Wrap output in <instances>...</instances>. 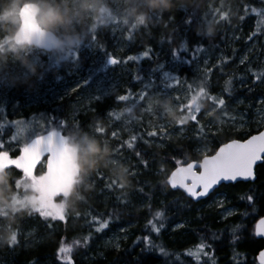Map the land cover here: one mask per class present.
Segmentation results:
<instances>
[{
	"label": "trees",
	"instance_id": "trees-1",
	"mask_svg": "<svg viewBox=\"0 0 264 264\" xmlns=\"http://www.w3.org/2000/svg\"><path fill=\"white\" fill-rule=\"evenodd\" d=\"M16 1L19 6L23 3H36L41 10L39 16L41 25L60 36L61 33L52 28V23L48 24L45 14H48L52 20H57L63 11L69 10L70 3L79 0ZM5 3L4 0H0L1 8ZM170 3L169 10H154L150 9L147 0H130L129 6L132 9L130 15L125 22H120L123 51L111 49L113 39L109 37L108 32L95 35L86 31L87 29L78 31L65 40L66 44L71 45L69 52H58L54 58L51 57L52 53H49L44 71L35 78L38 77V81H43L56 68L59 78L65 75L68 77L69 68L77 72L88 68L90 71L87 78L92 80L97 66L93 63V55L88 50V46L95 42L101 52L111 54L121 61L120 64L107 68L110 74L121 73L122 68L127 66L123 61L128 56H139L149 48L152 50L151 59L132 61L136 65L133 70L134 76L138 71L141 75L146 71H152L165 58L176 64L177 68L172 74L179 76V83L191 88L192 93H201L204 97L200 101V113L206 102H212L205 91L210 92L211 96H217L214 93L216 87L212 85L217 77L220 78L218 79L223 92L222 96L217 97L225 100L243 98L251 106L261 96L264 100L262 88L249 92L244 88H236L235 79L239 73L238 70L233 69V65L239 49L237 44L232 43L235 37L230 36L229 33L230 28L233 27L232 22L238 21L241 22L242 28H249L248 36L257 32L255 37L259 35L263 40L264 34L261 30H264V16L259 12L264 10V0H170ZM141 15L145 17L143 23L137 21V17ZM240 16H244V19L241 20ZM189 18L191 23L186 24L185 21ZM209 32L212 35H208ZM183 40H186L189 52L180 51L181 59L174 61L172 51L179 49ZM197 45H203L205 52H215L219 56L214 59L215 66L210 72H202L198 69L200 56L205 52L198 53L197 59L192 63L186 62L190 58L192 48ZM66 54L68 55L65 56ZM222 60L226 61L223 65H221ZM229 78H232L231 95L224 91L225 81ZM205 80L210 87H205L204 90L201 87H204L202 82ZM38 87L35 79L28 80L24 85L17 83L7 94L5 103L1 105L3 109L0 111V125L3 117L13 122L28 119L30 115L43 120L45 125L53 123V127L56 128L53 132L61 134L67 143L70 141L77 144V177L70 193L66 196L65 224L49 218L52 227H46L45 221L37 214L44 213L35 207L36 197L31 189L24 188L27 179L21 176L19 171H10V178L5 183L1 182L0 176V239L8 235L14 237L18 233L15 245H0V264H62L57 259V250L61 246L62 239L65 244L79 241L74 245L73 264H137V262L138 264H197V261L203 264L208 257L203 256L196 246L201 237H207L211 241L214 232L221 236V239L214 243L217 264H257L255 257L264 247V241L254 238L253 230L255 221L264 217V167L256 168V180L253 183L241 182L218 188V192L224 194L226 203L233 208L234 213L224 219L216 208L203 207L207 199L193 203L180 190L169 189L164 182L172 169L178 166L177 160L183 165L203 158L195 150L198 125L192 122L193 118L187 120L192 123L191 135L180 139H168L161 144L154 142L155 137L148 136L150 129L143 119L128 121L130 132L120 139L112 140L105 135L101 136L102 143L108 144L113 153L119 154L120 160L125 162L120 169L122 175L120 173L117 177H113L105 173V168L101 165L88 160L90 152L87 143L91 139L89 125L97 126L96 120L108 116L109 110L115 109V102L111 98L96 102L92 105V110L84 114L73 110L70 103L72 98L69 95L48 103L37 102L36 106L28 107L26 104L32 99L41 100L42 90L40 91ZM262 127L250 126L247 130L237 132L229 128L218 129L215 132L206 131L201 139L210 144L206 155L213 154L227 140L244 139L259 132ZM3 132L0 128V143L4 144L3 150L8 151L12 157L17 156L20 152L18 144L8 141ZM133 136L137 139L132 140ZM129 142L133 143L132 149L127 146ZM137 152L142 156H137ZM161 169L165 170L164 174H161ZM109 182L115 186V191L107 187ZM99 184L103 185L106 191L103 196L95 192ZM141 187L144 190L142 193L137 191ZM248 195L254 197L251 204L246 199ZM242 196L245 199H241ZM118 197L130 199L131 203L125 208L122 202H118ZM29 198L33 199L31 203ZM158 210L164 212L162 221L153 220L157 226L160 223L164 224L159 236L151 231L150 226L146 227L148 220L153 219V214ZM245 212L248 213L247 216L243 215ZM110 217L109 227L97 232L96 229ZM240 224L243 225L238 233L241 238L232 245L231 228ZM121 228L126 229L124 237L115 234ZM30 233H34L32 235L35 241L27 244L23 238ZM89 235L92 239L87 246H84L83 240ZM144 235H151L154 243L162 245L172 255L141 254L142 245L133 247V243L138 236ZM113 236L117 237L118 247H105L104 242ZM189 250L193 252L192 256L185 255ZM206 251L212 253V249Z\"/></svg>",
	"mask_w": 264,
	"mask_h": 264
},
{
	"label": "rangeland",
	"instance_id": "rangeland-1",
	"mask_svg": "<svg viewBox=\"0 0 264 264\" xmlns=\"http://www.w3.org/2000/svg\"><path fill=\"white\" fill-rule=\"evenodd\" d=\"M4 2H6L5 6L3 8L0 6V111L3 109L1 105L5 103L7 94L12 91L17 83L24 85L30 79H35L39 90H42V98L40 101H37V98L32 99L30 103L26 104L28 107L36 106L37 102L48 103L55 99H60L63 96L68 97L69 95L72 98L70 103L73 110L84 114L87 111H91L92 105L96 104V102L111 98L115 102V111L112 114V119L109 120L108 116H106L96 120L97 126L89 125L91 139L88 141L87 147L88 151L89 146H94L97 149L92 152L89 151L90 157L88 160L94 164L101 165L105 168V173L113 177H117L121 173L120 169L125 162L120 160L119 154L115 155L113 153V150L108 144L102 143L101 136L105 135L112 140L120 139L130 132L128 121L143 119L150 130L154 128L159 129L160 124L167 125L166 133H159L155 137L154 142L157 144L168 141V139L185 138L192 134V123L187 122V120L193 118V112L200 110V101L204 98L201 93L194 94L191 92V88L184 86L182 83H176L170 80L168 83L173 86L167 89V95L161 94L164 91L160 83L162 79L161 73L151 74L152 71H146L142 73L143 80L137 82L134 80L133 71L136 65L132 61H129L126 64L127 66L122 68L121 73L117 74L112 72L110 74L107 72V68H111L107 65V56L101 52L95 42L88 46V50L93 55V63L97 66L92 80L87 78L90 71L88 68L79 70L78 72L69 68V74L67 73L68 77L65 75L62 78L58 77V70L56 68L48 75L47 79L38 81V77L44 71L45 64H47L48 54L36 48L28 46L18 47L13 44L12 34L19 25V5L16 0H4ZM129 2L130 0H79L78 2L70 3L69 10L63 11V14L57 20H52L48 14H45L48 24L52 23V28L61 33L57 37L58 41L51 57L54 58V55L58 52H69L71 45L66 44L65 40L69 39V35H73V33L78 31H84L85 29L95 35L108 32L109 37L113 39L111 40L113 43L111 49L123 51L124 42L120 39L122 32L120 22H125L130 15L132 9L129 6ZM101 9H106L107 11L102 12ZM38 20L40 22V19ZM231 25L233 27L230 28L229 33L230 36L235 37L232 43L237 44L239 49L237 56H235V65H233V69L238 70L239 73L235 79L236 88H244L247 92L260 88L264 89V83H261L260 80H256L255 83L253 82L256 79L253 72L258 75L264 72V39L262 40L258 35L257 37L254 36L252 40H249V36L247 35L248 27L246 29L242 28L241 22L238 21L232 22ZM245 55L248 56V60L241 64L240 61ZM217 56L215 52L201 54L200 60L198 61V69L202 72H210L215 66L214 59ZM158 65H164L165 70L170 73L177 68V65L170 62L167 58L159 62L155 68ZM35 76L38 77L35 78ZM218 78H216V81L212 85L216 87L214 93L217 96H222V85L219 82L220 78ZM152 80L155 81V87L151 90L150 95L143 99L142 102L137 101L133 103L129 100L127 102L117 103L116 97L118 95L126 94L130 88L133 97H136L142 88V84L149 83ZM39 82L42 84H39ZM74 89L76 91H73ZM202 91L201 89L200 92ZM91 97H100V99L91 100L90 102ZM261 100H263L262 96L251 106L243 98L238 97L233 100L226 98L227 116L224 115L223 111H218L214 108L211 101H208L202 108L203 110L199 119L205 125L207 132H215V130L227 128L237 132L239 130H247L250 126L262 127L264 125V104H261ZM181 103L186 105L183 110ZM231 117L235 118L232 119ZM1 120L3 122L0 128L4 131V136L13 144H18L19 148L23 144H30L40 134L50 133L56 130L53 127V123L45 125L43 120L35 118L33 115H30L28 119H19L13 122L5 119V117ZM177 120L181 122L177 123ZM209 121H211V124H209ZM114 132L116 133L115 136H113ZM12 137H15V139H12ZM68 145L73 151L78 152V147L75 142L71 143L69 141ZM195 145L196 152L201 156L207 154L210 149V144L200 139L196 140ZM198 148L199 151H197ZM45 172L46 163L43 161L36 169V176L34 177H44L43 174ZM10 174V172L4 173L1 176V182L5 183L10 178ZM22 176L28 181L26 182L27 184H24V188L26 190L31 189L36 197L35 199H37L35 207L47 216L56 215V211L50 203L52 199L45 194L44 190H39L33 182L31 183L34 177ZM52 181L50 180V186ZM70 191L71 189H68L63 194L54 197L55 206L61 210L65 217H67V211L64 210V205L66 196ZM95 192L103 196L106 191L104 190V186L99 184ZM1 193L3 194L4 192ZM32 201L33 199L29 198V202L31 203ZM203 207L216 208L218 214L222 217L228 211L233 212V208L226 203V200L224 201V207H219L215 196L208 198ZM125 232L118 230L115 234H117L116 236L124 237ZM32 234L34 233L27 234L23 238L27 244L35 241ZM117 242V237H109L104 242V246L114 248L118 246ZM66 244L71 245V243ZM72 253L65 257V261L72 262Z\"/></svg>",
	"mask_w": 264,
	"mask_h": 264
},
{
	"label": "snow or ice",
	"instance_id": "snow-or-ice-1",
	"mask_svg": "<svg viewBox=\"0 0 264 264\" xmlns=\"http://www.w3.org/2000/svg\"><path fill=\"white\" fill-rule=\"evenodd\" d=\"M253 11H257L253 9ZM260 15L264 16V10H260ZM240 19L243 20L244 16H240ZM186 24L191 23V19L185 21ZM261 33L264 34V30H261ZM258 33L253 32L252 35L248 37L249 40L253 39V36H256ZM163 42V41H162ZM171 42V41H169ZM106 51V50H105ZM151 48L147 49L139 56H128L123 63L127 64L129 61H137L141 59H151L150 53ZM180 51L185 53L189 52L188 44L186 40L181 42L179 49H173L172 51V58L174 61H178L181 59ZM205 52V48L203 45L194 46L190 52V58L186 60V62L192 63L197 59L198 53ZM107 55V65L114 67L121 63L120 60L112 56L111 54ZM248 60V56L245 55L240 63L243 64L245 61ZM207 63V61H205ZM226 63V61L222 60L221 65ZM251 71V69H249ZM161 73L162 79L160 83L163 86L164 91L161 94L167 95V89L171 88L173 85L168 83V81H176L179 82V76L170 73L169 71L165 70L164 65H158L155 69H152L151 74ZM150 74V75H151ZM253 75L256 79L253 81L254 83L256 80H260L261 83H264V72H261L259 75L253 72ZM134 80L140 82L143 80V76L137 72L134 76ZM204 87H201L205 90V87H210L207 84L206 80L202 82ZM232 86V78H229L225 81L224 91L231 95V88ZM155 87V81L152 80L149 83H143L140 92L133 97L132 91L129 88L128 92L123 95H118L116 97L117 103L120 102H127L131 101L136 103L137 101L142 102L148 95H150L151 90ZM115 88V86H113ZM200 88V89H201ZM73 91H76L74 89ZM208 96L212 98V105L218 111H223L224 115L227 116L228 113L226 112V100L222 97L211 96L210 92L205 91ZM100 97H91V100H98ZM261 104H264V100H261ZM186 105L181 103L182 110ZM115 109H111L108 112V119H112V114L114 113ZM201 113L197 110L193 115V121L198 127L196 128V137L198 139H202L206 134V127L204 124L201 123L199 119ZM234 119L235 117H231ZM211 124V121H209ZM64 126L63 124L61 125ZM167 125L160 124L159 129L154 128L153 130L148 131L149 137H156L159 133H166ZM116 133H113L115 136ZM58 137L60 140V146L55 147L54 141ZM163 138V137H161ZM15 139V137H12ZM137 137L133 136L132 140H136ZM129 149H132L133 143L129 142L127 144ZM4 149V144L0 143V166L5 168H15L22 173V175H32L34 174V169L36 166L42 162V159L47 156L46 159V172L44 173V178L49 180H55L58 176L63 173L65 162H66V153L67 149L63 146L62 135L59 133H50L46 137H39L34 140L31 144H23L20 148V155L18 157L13 158L10 153ZM199 151V148L197 149ZM137 156H142L140 152L136 153ZM177 167L174 171L171 172L170 176H166L165 183L170 186L172 189H183L184 193H186L187 197L191 198L193 201H201L202 198L206 197H216L217 204L219 207H224V201L226 197L224 194L218 192V188L225 186L227 184H234L238 180H255V169L257 166L264 167V132H260L258 135H253L251 138L247 139L244 142H239L237 140H232L229 143L223 144V146L219 147V149L215 152L214 155H204L203 159L199 162H191L187 163L186 166L181 164V161L177 160ZM145 167H147V162L145 161ZM161 174H164V169H161ZM100 175V174H98ZM107 187L113 191L116 190L115 186L109 182ZM139 192H143V188L137 189ZM223 197V198H222ZM118 202H122L124 207L127 208L131 203L130 199H121L120 197L117 198ZM241 199H245V197H241ZM249 204H251L254 200L252 195H248L246 197ZM150 200V197H149ZM255 211V208H253ZM39 216L45 221L46 227H52L51 223H49V218L52 221L55 220H65L66 217H62L58 214L52 215L51 217L38 212ZM234 214L231 211H228L224 215V219H227L229 215ZM243 215L247 216L248 213L245 212ZM164 219V212L163 211H156L153 214V219L148 220L147 226L151 227V231L154 232L157 236H159L161 230L164 228V224L160 223L159 226L153 223V220H163ZM111 222V217L108 220H105L99 228L96 229L97 232H102L103 230L109 227ZM183 225H181L182 227ZM243 225H236L231 228V236L232 239L230 243L235 245L239 240L240 236L238 233L242 230ZM121 232H125L126 230L121 228ZM222 231V230H221ZM17 235L14 236L12 245L17 243ZM255 235L256 236H264V218L260 219L255 225ZM127 237H125L126 239ZM92 237L89 235L85 237L83 240L84 246H87ZM221 239V236L217 233H212L211 241L208 240L207 237H201L199 244L196 246L197 250L203 255L207 256L208 259L203 261V264H217L215 259V248L214 243ZM79 243V241H73V244L68 245L65 244L64 240H61V246L57 252V259L62 262V264H70L69 261H65V257L72 253L73 246ZM142 245L141 247V254H158L163 256L172 255L171 253L167 252L166 249L162 245H158L154 243L151 235H144L143 237L138 236L133 243V247ZM118 247V246H117ZM212 249V253L209 254L206 250ZM186 256H192L193 252L191 250L185 253ZM258 264H264V251H260L258 257ZM138 264V262H137ZM197 264H200L197 261Z\"/></svg>",
	"mask_w": 264,
	"mask_h": 264
},
{
	"label": "water",
	"instance_id": "water-1",
	"mask_svg": "<svg viewBox=\"0 0 264 264\" xmlns=\"http://www.w3.org/2000/svg\"><path fill=\"white\" fill-rule=\"evenodd\" d=\"M39 14H40L39 7L34 2L24 3L21 5V7L19 8V26L16 29V31L13 33V35H14L13 36V43L18 47H22L23 45H26V46L35 47L36 49L43 51L45 53L51 52L55 46L54 43H55L56 35L50 29L41 27V25L37 21ZM260 132H264V127L259 132L251 134V136L258 135ZM47 135L48 134H45V135H42L39 137H46ZM251 136H248L244 139H239V140H237V139L227 140V142H225V143H229L232 140L244 142L247 139L251 138ZM62 140H63L64 148L67 149V153H66L67 158H66L63 173L56 178L55 186L52 189L50 187L46 186L47 187L46 192H47L48 196L59 194V193L63 192L64 189L70 187L75 181L76 172L78 170V162L76 159V153L73 152V150H71L68 147V145H67L65 139H63V137H62ZM225 143H223V144H225ZM223 144L220 145L219 147L223 146ZM54 146L55 147L60 146V140L58 139V137L54 141ZM219 147L216 149V151L219 149ZM215 152L211 155H214ZM45 158L47 159V156H45L42 159V161ZM200 161H193V162L199 163ZM189 163H191V162H189ZM183 165L186 166V164H183ZM38 166H39V164L36 167H38ZM12 169H15V168H5L3 166H0V175L4 174V172L12 170ZM175 169L176 168L172 169V171H174ZM171 172L169 173L168 176H170ZM255 180H256V178H255ZM255 180H248V181L238 180L234 184L241 183V182L253 183ZM227 185H229V184H227ZM227 185H225V186H227ZM168 187H169V189H172L170 186H168ZM172 190H180L182 193H184L183 189L178 188V189H172ZM184 194L187 197L186 193H184ZM187 198H189V197H187ZM206 198H208V197H206ZM206 198H202L201 201L206 200ZM189 199L193 203L197 202V201H193L191 198H189ZM262 218H264V217H262ZM262 218H260V219H262ZM260 219H258L254 223V237L264 241V236H256L255 235V225ZM260 251H264V247ZM260 251L257 253L256 258L258 257ZM256 261L258 263L257 259H256Z\"/></svg>",
	"mask_w": 264,
	"mask_h": 264
},
{
	"label": "clouds",
	"instance_id": "clouds-1",
	"mask_svg": "<svg viewBox=\"0 0 264 264\" xmlns=\"http://www.w3.org/2000/svg\"><path fill=\"white\" fill-rule=\"evenodd\" d=\"M147 3L150 7V9H159V10H169L171 8L170 0H147ZM102 12H106V9H101ZM145 20V17L143 15L137 17V21L139 23H143ZM208 35H212L211 32L208 33ZM181 121L177 120V123H180ZM186 122V121H185ZM97 149L94 148V146H89V151H95ZM122 175V173H121ZM14 237L12 235H8L6 238L0 239V245H8L11 246L13 243Z\"/></svg>",
	"mask_w": 264,
	"mask_h": 264
},
{
	"label": "flooded vegetation",
	"instance_id": "flooded-vegetation-1",
	"mask_svg": "<svg viewBox=\"0 0 264 264\" xmlns=\"http://www.w3.org/2000/svg\"><path fill=\"white\" fill-rule=\"evenodd\" d=\"M36 170L34 171V174H35ZM44 175V174H43ZM27 176H32V175H27ZM36 176V175H35ZM32 182L39 188V190H45L46 189V185L50 186L49 183H50V180L49 179H45L44 177H34V180H32ZM55 184V180L52 181V184L50 187H52L53 185ZM55 208V206L53 207ZM56 209V208H55ZM54 209V210H55ZM57 210V209H56ZM55 210V211H56ZM57 212V211H56ZM60 215V214H59Z\"/></svg>",
	"mask_w": 264,
	"mask_h": 264
}]
</instances>
